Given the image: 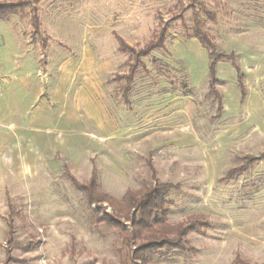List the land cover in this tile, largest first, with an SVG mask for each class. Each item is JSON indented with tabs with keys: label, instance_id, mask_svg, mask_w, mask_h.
Instances as JSON below:
<instances>
[{
	"label": "rangeland",
	"instance_id": "rangeland-1",
	"mask_svg": "<svg viewBox=\"0 0 264 264\" xmlns=\"http://www.w3.org/2000/svg\"><path fill=\"white\" fill-rule=\"evenodd\" d=\"M22 1L21 13L0 21V264L7 249L6 264H121L118 233L94 223L64 166L79 183L94 168L98 190L116 200L155 184L178 187L167 196V223L201 216L205 225L187 236V255L150 264H232L237 256L264 264V161L223 180L246 157L264 154V0H199L196 11L189 0L0 4ZM34 8L40 36L30 23ZM194 11L218 51L235 53L243 77L242 101L230 61L216 68L217 119V104L206 97L208 55L191 38ZM162 27L166 50L142 59L145 70L135 73L125 104L130 55L118 51L116 37L141 49ZM65 60V96L53 97ZM61 104L74 105L80 128L95 134L78 151L71 133L65 152L50 143L36 149V129L51 124L34 121Z\"/></svg>",
	"mask_w": 264,
	"mask_h": 264
},
{
	"label": "trees",
	"instance_id": "trees-1",
	"mask_svg": "<svg viewBox=\"0 0 264 264\" xmlns=\"http://www.w3.org/2000/svg\"><path fill=\"white\" fill-rule=\"evenodd\" d=\"M189 1L192 8L196 11L199 6V0ZM27 5L23 1L12 4H0V21L7 20L9 17L21 13ZM195 11L192 16L191 38L195 39L206 50L208 55V93L206 97L213 98L216 102L215 118L217 119L223 111L222 96L217 90V65L227 60L230 61L231 66L237 74L242 101L246 96L243 77L236 63L235 53H222L218 51L213 37L204 30ZM37 13V9H32L30 23L33 34L40 36V20ZM205 15L208 20L211 22L214 21V15L212 13L207 12ZM166 35L167 30L165 27H162L141 49H136L119 37H116L119 44L118 51L122 54L130 55L127 63L128 72L124 76L126 83L123 86L122 95L125 104H128L127 97L135 73L139 69L145 70L142 59L150 57L156 51L165 52ZM43 46L45 47L46 43L43 42ZM183 89L184 91L186 90L185 87ZM245 160L244 165L240 168L229 170L223 180L240 175L244 168L249 165L264 161V154L258 157L248 156ZM147 163L151 168L150 160ZM63 175L71 181L75 189L82 192L90 208L91 219H93L94 223L103 224L118 233L121 241V249L119 251L121 264H150L155 259H168L178 254L187 255L192 251L187 243V236L191 233H200L201 227L205 225V221L201 216H192L185 223L176 225H169L167 223V196L170 191L178 190L177 186L155 184L139 191H128L121 200H116L98 190L94 168L90 179L85 183L77 182L66 166L63 167ZM103 204H106L110 208V213L105 211ZM92 206H96L97 209H92ZM11 231L12 226L9 224V233ZM7 242L10 243L11 240L8 239ZM10 260L12 258L7 249L5 250V264ZM232 264L244 263L237 256Z\"/></svg>",
	"mask_w": 264,
	"mask_h": 264
},
{
	"label": "crops",
	"instance_id": "crops-1",
	"mask_svg": "<svg viewBox=\"0 0 264 264\" xmlns=\"http://www.w3.org/2000/svg\"><path fill=\"white\" fill-rule=\"evenodd\" d=\"M200 45V44H199ZM202 48V47H201ZM203 49V48H202ZM226 62V61H224ZM224 62L219 63L217 65V67H220L222 65H224ZM68 63L67 60H65L62 65L59 68V73H60V77L58 79L57 82V86L56 88H54L53 90V94L52 96L54 97L58 91L65 96L66 90H65V86H67V81L65 82L64 79L66 76H68V72H69V68H66V64ZM231 66V64H230ZM231 68L233 69L235 76L236 71L235 69L231 66ZM68 69V70H67ZM241 73V72H240ZM242 75V74H241ZM77 93L79 94V91H77ZM64 98V97H63ZM60 100L63 103L64 99H62V97L60 96ZM75 106H68V107H64V105L61 104L59 111H57L56 114H50L48 109L45 108L43 110V115H46V118L43 121L40 120H36L34 121V124L39 126L41 124H45L47 125V122L49 124H51V129L50 127L46 128L45 131H42L40 129H36L37 132H40L37 137H36V149H44L47 145V143H50L52 145V147H55L56 149H59L61 152H65L67 150L68 147V142H69V138L67 139V137L69 136V134L71 133V140L70 142H72L71 148L73 150H80V146L82 145V141L84 140L85 135H91V133L95 134L94 132L88 131L89 133L86 134V132L84 131V121L82 119V117L79 114L75 113ZM93 124L96 125L97 127H99V121L98 120H92ZM83 126L84 129H81L80 127ZM69 128L72 130L71 132H69ZM80 128V129H79ZM60 136V139H63L64 135L65 136V141L64 143L61 141L59 143L55 142V137ZM81 137V138H80ZM76 138H80L76 139ZM83 138V139H82ZM59 139V140H60ZM48 140H53V144L48 141ZM40 143H43V145L40 146Z\"/></svg>",
	"mask_w": 264,
	"mask_h": 264
}]
</instances>
